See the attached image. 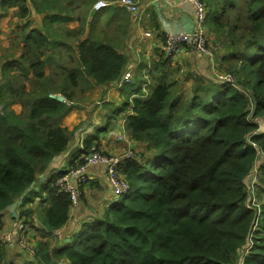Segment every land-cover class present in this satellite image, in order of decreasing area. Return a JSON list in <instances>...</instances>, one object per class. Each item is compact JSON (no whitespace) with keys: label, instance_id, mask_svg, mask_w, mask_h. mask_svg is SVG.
Wrapping results in <instances>:
<instances>
[{"label":"trees","instance_id":"obj_1","mask_svg":"<svg viewBox=\"0 0 264 264\" xmlns=\"http://www.w3.org/2000/svg\"><path fill=\"white\" fill-rule=\"evenodd\" d=\"M8 1L17 4L20 15L27 11L28 0ZM206 1L215 8L206 19L215 37L241 29L240 38L228 40L237 45L229 72L242 81L234 86L196 80L187 91L179 78L154 66L147 92L134 88L131 93L137 94L120 109H127L128 136L144 143L136 156L119 162L127 187L67 235L58 236L57 230L69 218L70 194L54 177L22 192L66 150L73 130L61 121L73 106L79 80L115 84L127 58L118 52V41L91 33L81 39L80 25L62 27L65 36L50 39L52 23L72 19L58 0L53 7L59 14L48 17L45 31L32 28L25 34L19 58L1 66L0 229L7 206L21 197L18 217L33 221L35 213L45 240L19 261L6 259L0 243V264H264V200L257 197L264 196V128L257 121L264 117V0ZM69 38L77 40L74 47ZM62 46L68 48L69 65L55 62L64 79L53 84L57 71L45 74V64L53 61L46 49L61 57L56 49ZM54 92L68 101L51 96ZM13 103L21 105L18 112ZM93 139L83 138L88 152L100 150ZM83 162L71 160L69 166ZM254 166L262 174L251 195L246 181ZM35 196L39 210L25 206Z\"/></svg>","mask_w":264,"mask_h":264},{"label":"crops","instance_id":"obj_2","mask_svg":"<svg viewBox=\"0 0 264 264\" xmlns=\"http://www.w3.org/2000/svg\"><path fill=\"white\" fill-rule=\"evenodd\" d=\"M58 1L62 3L61 0ZM96 1L65 0L67 2L65 4L67 6L65 11L73 12L71 15L72 19L69 20H74L76 24L69 26L66 24L69 21L64 20L60 24L55 23V25L52 23L51 27L77 28L80 25L82 27L81 39L87 37L90 33L100 35L102 25L110 28L113 31L112 37L117 39L119 43L118 52L123 53L127 58V64L123 73L132 72V80L134 81V71L139 70L140 77L138 79L142 92H147L148 88H150V81L152 82V80L147 74L150 70L156 73L152 69L156 65L160 72L166 74V77L179 78L182 88L189 91L192 88L191 84L193 82L196 83V80L204 85L212 81L214 82V73L216 70H219L216 68V65L219 63L224 64V67H226L227 64L233 62L231 60V53L235 52L237 45L231 44L228 38L225 39L226 44L222 45L225 46L227 51L222 49L223 52L219 55L215 53L214 60L208 58V56L197 54L188 46H184L172 57H166L163 52L166 33L189 30L192 27L193 7L187 0H136L138 11L135 14L121 7L115 8L112 4L95 10L93 9V4ZM106 1L112 3L115 0ZM65 11L62 13H65ZM62 13H60L61 16L64 15ZM54 14L57 15L59 13L56 7H53V0H31V4L28 0L27 11L24 15L18 13L17 4L8 0H0V80L2 76L1 66L7 60L19 58L23 51L25 34L32 28L45 31L48 17ZM27 20L29 21L26 22ZM210 35L213 36L214 34L209 31V39ZM69 40L72 39H68V43L71 44ZM76 43L77 40H75L74 44ZM74 44L71 45L74 47ZM228 45H231L232 48L228 47ZM56 51L61 52L62 56H65L68 48L62 46L56 49ZM165 58L168 61L166 60L164 65L159 66V62H163ZM52 65L58 67L56 63L47 62L45 64L46 67ZM174 68L177 69L175 73L173 71ZM13 70L11 69V73L14 72ZM45 74L48 73L45 71ZM95 85H98V88L101 90H107L104 98L100 102H97L100 104L95 110L88 109L81 99H79L80 102L78 104L75 101L72 102V108L61 121V125L66 126L68 130H73L68 140L67 148L42 172L43 178L39 181L49 179L51 176L55 178L60 171L66 172L69 170L71 160L75 163L77 160L83 158V155H88L89 152L83 148V138L87 135H92L95 138L93 142L96 141L99 144L100 150L108 153H120L124 149L125 143L127 146H138V151L144 146L143 142L129 137L124 128L123 117L127 109L119 112L118 115L120 116L116 115L117 109L112 115L103 109V102H111L120 98L122 94L120 88L115 84ZM134 88L136 87H131L128 92L129 100L137 94L136 92L131 93ZM75 97L77 96L75 95ZM119 139L121 140L119 141ZM82 176L84 179H81L80 176H69L70 182L76 186L80 198L81 195L82 198L79 199L76 207L69 209V218L60 227V234L63 232L67 235L69 232L78 229L81 220L94 216L95 213L101 212L106 206L117 200L118 196L113 192L105 174L104 166L101 163L86 161ZM39 185L40 183H37L34 189L37 190ZM39 203L40 198L35 196L26 206L39 210ZM16 212H18V208ZM73 212H75V217L72 218ZM33 216H36V214L34 213ZM2 222L0 234L9 230V226L12 227L15 224V219L10 213H4ZM34 235L36 242L45 240L39 229H36ZM12 249L13 251L10 252ZM10 250L6 247V254L8 252L11 254L19 251L22 252L16 247ZM14 260L19 261V258H15Z\"/></svg>","mask_w":264,"mask_h":264},{"label":"built area","instance_id":"obj_3","mask_svg":"<svg viewBox=\"0 0 264 264\" xmlns=\"http://www.w3.org/2000/svg\"><path fill=\"white\" fill-rule=\"evenodd\" d=\"M191 3L193 7V24L189 30H178L173 32H167L165 35L163 49L166 54L174 55L180 51L184 46L191 47L197 54L208 56V58L214 60V52L211 48L209 38L207 36L206 19L208 8L202 0H187ZM116 3L126 11L135 14L138 11V4L136 0H116ZM110 2L105 0H97L93 4V9H100L107 6ZM132 72L123 73L121 78L115 83L117 87L121 86L123 83L130 82L132 80ZM214 80L226 82L235 86L236 78L231 72L224 70H216L214 73ZM55 96V94H51ZM60 99L65 100L62 96L57 95ZM137 153L127 149L122 154L117 155L113 153H108L100 150H96L94 147L90 148V154L85 156V160L93 163H101L104 166L105 174L107 176L108 182L112 187L113 192L119 194L126 187L127 182L120 173L119 162L124 157H133ZM85 170V165H79L75 168L69 170V172L61 174L56 179L69 194L71 198V206L75 207L79 201V191L76 186L70 182L69 176L75 175L80 176L84 179L82 172ZM257 170L253 168L249 176V179H253L257 176ZM255 195L254 192L250 193ZM35 234L33 225L24 218H19L13 225L12 229L1 235L0 241L9 246L16 245L20 249L26 250L28 253L32 254L34 252V243L29 240V235Z\"/></svg>","mask_w":264,"mask_h":264},{"label":"rangeland","instance_id":"obj_4","mask_svg":"<svg viewBox=\"0 0 264 264\" xmlns=\"http://www.w3.org/2000/svg\"><path fill=\"white\" fill-rule=\"evenodd\" d=\"M61 1H62V4L63 5H65L67 3V2H65V0H61ZM29 2L31 4V0H29ZM203 2L208 7V15H207V18H209L210 15L212 14V11L215 8L212 7V6H210V5H208L206 0H203ZM113 6H115V8L121 7L118 4H116V3H114ZM65 13H69L70 15L73 14V12H68V11H65ZM233 15H234V11H229L228 16H229L230 19L233 18ZM223 19H225V17ZM28 21L29 20H27L26 22H28ZM65 21H69V22H66V24H68L69 26H74L76 24V22L74 20H65ZM224 29H226V28H224ZM50 31H52V32L55 33V34H49V38L50 39L53 38V37L61 38V37L65 36V34H64L63 30H62V27L53 26L50 29ZM100 31H101V33H100L99 36H101V37H104L105 36L107 39H111L113 41H117V39H114L112 37L113 31L110 28H107L105 25H102ZM240 33H241V29L236 28L235 30H231V29L227 30L226 29L218 37H215L213 35L214 36V38H213V36L210 35L209 42H210V45H211V48H212L213 52L216 53L217 55H219L221 52H223L222 49H225L227 51V49L225 48V46H222V45H225L226 44L225 39L226 38H233L234 41H235L236 36L240 38ZM207 36L209 38V31L207 32ZM74 42H75V40H70V43L71 44H74ZM228 47H231L232 48L231 45H228ZM46 51L48 53H51L52 54L53 61L51 63H55L56 62V63L65 64L67 66L69 65V62H68V60L66 59V57L64 55L61 56V57H59L56 54L55 51H52L49 48H47ZM216 54H215V56H216ZM42 57H43V55L40 56V58H42ZM11 58H13V57H11ZM232 64H233V62L227 64V66L224 67L225 66L224 64L219 63L218 65H216V68L219 69V70L229 71ZM61 69H62L61 67H57L56 65H52V66H48V67L45 66V71L48 74L51 73L52 71H55V70L57 71V74L55 76V79H54V83L53 84L63 82L64 76L61 73ZM134 73H135L134 81L132 80L133 82L131 81L130 83H125V84L122 85L123 86L121 88L122 94H121V96H120L119 99L114 100V101H111V102H103L102 103L103 109L106 110L108 114H111L112 115L115 112V110L117 109L116 110L117 111L116 112V115L117 116H120L118 114L122 110H119V109H121L122 106L124 105L125 101H127L128 94H129L128 93L129 90L131 89V87H138L140 85V82H139V79H138L140 77L139 70L134 71ZM234 74H235L236 80L238 79V81L241 82L242 81L241 76L237 72H234ZM28 85H29V83H27V86ZM236 85L237 84H235V86ZM80 88H81V90H80ZM106 91L107 90H101V89H99L98 88V85H95V83H92L91 81L85 82L84 80L83 81L79 80L78 85L74 88V92L76 93V96H77L75 98V103L78 104L80 102L79 99H81V101L84 102V105L87 106L88 109L95 110L99 106V104H100V103L98 104L97 102H100L104 98V95H105ZM54 93H56V92H54ZM56 94H60V93H56ZM11 106L13 107V109L16 112L21 109V105L18 104V103H13ZM257 121H258L260 127L264 128V117L263 118H257ZM120 140L121 139H119V141ZM127 149H131L133 151V153L134 152L138 153L141 150V149H139V151H138V146H135V145L127 146L126 143H125L124 144V149L120 153H118L117 155L122 154ZM253 168L255 169V166ZM256 170H257V173H256L257 174V177L255 179H253V181L251 179H247V181H246V188L248 189V192L249 193H251V192H254V193L257 192L256 191V185L259 183V177L262 174V169H260L261 170V172H260L259 166H256ZM254 185H255V191H254ZM257 197L260 200H264V196L259 197L257 195ZM81 198H82V195H81ZM116 199H119V196ZM73 217H75V212L72 213V218ZM11 228L12 227L9 226L8 229L11 230ZM9 230H7V231H9ZM29 236H30L29 237V240L30 241H34L35 240V235L30 234ZM10 249L11 248H8V250H10ZM11 251H13V249L10 250V252ZM5 252H6V250H5ZM25 257H26V255H25V252H23V251L22 252H20V251L19 252H15L14 254H11V253L8 252L6 254V259H10V260H14L15 258H19V260H20V259H23ZM14 261H16V260H14Z\"/></svg>","mask_w":264,"mask_h":264},{"label":"clouds","instance_id":"obj_5","mask_svg":"<svg viewBox=\"0 0 264 264\" xmlns=\"http://www.w3.org/2000/svg\"><path fill=\"white\" fill-rule=\"evenodd\" d=\"M203 1V0H202ZM108 2V1H107ZM113 5V2L112 3H110V4H108V5ZM107 5V6H108ZM206 5V4H205ZM105 7V6H104ZM122 8V7H121ZM208 8V7H207ZM96 10V9H95ZM214 57H215V53H214ZM229 72V71H228ZM56 93H59V92H56ZM56 93H51V94H55V96H53V97H57L58 99H60L57 95H59V96H62L61 94H56ZM50 94V95H51ZM52 96V95H51ZM63 98H65L64 96H62ZM60 100H62V99H60ZM63 101H68L66 98H65V100H63ZM70 102H72V101H70ZM101 151V150H100ZM105 152V151H104ZM89 154H90V151H89ZM88 154V155H89ZM87 155V156H88ZM86 155H83V159H84V162H83V164L85 165V163H86V161H88V160H85V157ZM79 165H82V164H79ZM79 165H76V166H79ZM76 166H74V167H70L69 168V170H71V169H73V168H75ZM69 170H67L66 172L65 171H61V172H59L56 176H55V182H56V179L58 178V176L59 175H61V174H64V173H67V172H69ZM120 173L122 174V172L120 171ZM250 173H251V171H250ZM251 176V175H250ZM257 177V176H256ZM248 179H249V177H248ZM38 180V179H37ZM43 181V180H42ZM41 181H38V183H40ZM57 183V182H56ZM37 184V183H36ZM36 184H34V186L36 185ZM59 184V183H58ZM111 186V185H110ZM34 188V187H33ZM112 188V187H111ZM125 190V189H124ZM123 190V191H124ZM122 191V192H123ZM122 192L121 193H119V194H117L116 193V195L117 196H120L121 194H122ZM79 197V199H80V195L78 196ZM71 199V198H70ZM27 203H30V201L29 202H27ZM27 203H25V206H26V204ZM78 203H79V201H78ZM70 204H71V201H70ZM78 205V204H77ZM19 206V205H18ZM18 206L15 208V211L17 210V208H18ZM76 207V206H75ZM70 208H74V207H72L71 205H70ZM7 213H10L8 210H7ZM11 214V213H10ZM12 215V214H11ZM13 216V215H12ZM14 217V219H15V222L17 221V219H19V218H24V219H26V220H28L32 225H33V227H34V231H36V229H38V228H40L42 225L40 224V222H39V220L35 217V216H32V218H33V221H30V218H26L25 216H21V217H18V212H16V216H13ZM13 227V226H12ZM12 229V228H11ZM10 231V230H9ZM5 232H8L7 230L5 231ZM4 232V233H5ZM57 234H58V236H60L61 234H60V232H59V229L57 230ZM0 235H2V233L0 234ZM251 236V234L249 233V236H248V238ZM0 238H1V236H0ZM250 242V239H248V243ZM0 243L1 244H3L4 245V248H5V250H6V247H8V248H13V247H16V248H18L16 245H12V246H9V245H7V244H4V243H2L1 241H0ZM33 243H34V245L36 246V244L38 243V242H36L35 240L33 241ZM19 250H21V251H23V252H25V253H28L26 250H24V249H20V248H18ZM34 250H35V247H34ZM28 254H30V253H28ZM34 254V252L32 253V254H30V255H33Z\"/></svg>","mask_w":264,"mask_h":264},{"label":"water","instance_id":"obj_6","mask_svg":"<svg viewBox=\"0 0 264 264\" xmlns=\"http://www.w3.org/2000/svg\"><path fill=\"white\" fill-rule=\"evenodd\" d=\"M43 178V174H39L38 177H37V181L31 183L23 192H22V195L23 196L24 194H26L30 189H32L34 187V184L38 183L39 180H41ZM21 203V197L18 198L17 200L13 201L11 204H9L7 206V210L13 215V216H16V211H15V208Z\"/></svg>","mask_w":264,"mask_h":264}]
</instances>
